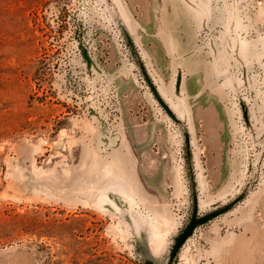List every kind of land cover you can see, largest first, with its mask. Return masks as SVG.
<instances>
[{
    "label": "rangeland",
    "instance_id": "374dc122",
    "mask_svg": "<svg viewBox=\"0 0 264 264\" xmlns=\"http://www.w3.org/2000/svg\"><path fill=\"white\" fill-rule=\"evenodd\" d=\"M198 1L0 0V264H203L246 213L264 264V0Z\"/></svg>",
    "mask_w": 264,
    "mask_h": 264
},
{
    "label": "crops",
    "instance_id": "0c3cea01",
    "mask_svg": "<svg viewBox=\"0 0 264 264\" xmlns=\"http://www.w3.org/2000/svg\"><path fill=\"white\" fill-rule=\"evenodd\" d=\"M195 1L199 2L198 0H195ZM193 8H194L193 11H195L196 14L198 12L197 8H200L203 10L202 6L197 7V8L193 7ZM198 14L201 15L203 14V12L201 11ZM200 26L201 24L197 23L196 25H192L190 27V30H189L190 32L187 35L188 39H187L186 46H184L183 44V46L186 47L185 49L187 50L184 53L188 57L190 56L191 58H196V54H198L196 50L197 49V42H196L197 33L196 32L199 28H201ZM177 45L180 46V43H177ZM219 156L213 151L209 152V155H208L209 164L207 168L208 175L225 176L226 170H223V168L221 167L222 163H219L221 165L219 166V164L217 165L214 162V161L220 160L221 157ZM201 177H202L201 185L203 188L207 189V186H209L210 184H208V181L204 178L205 177L204 175L201 174ZM225 182H230V180L221 179L219 181H215V184L221 183L223 185V183ZM224 196L225 194L217 195L215 197L213 196L207 197L206 201H204L203 206H205L207 202L206 207H210V206L212 207L214 206V202H215V201L213 202V200H217L216 197H218V200H220ZM250 221H251V217L248 215V213L242 214V216L240 217L237 216V218H234V219H231V218L224 219L223 222H225L226 224L230 226V228H232L230 230H227L226 233L224 234L220 230L219 223H215V225L212 226L211 230L206 233L205 238H204V240L209 244V248L204 249L202 246L200 247V249L202 250V251H199L200 256H204L208 259V261H205L202 263L203 264H221L224 261V257L226 255L227 250H230L231 248H235L236 243H239V242L242 243L246 240H249L248 233L252 232L255 228H257V227H253ZM258 237L260 240H264V233L260 232Z\"/></svg>",
    "mask_w": 264,
    "mask_h": 264
},
{
    "label": "water",
    "instance_id": "95a60500",
    "mask_svg": "<svg viewBox=\"0 0 264 264\" xmlns=\"http://www.w3.org/2000/svg\"><path fill=\"white\" fill-rule=\"evenodd\" d=\"M215 214L207 215L206 217L202 218H194L188 227L184 230V232L181 234L179 239L177 240V243L174 247L173 256L177 253L178 249L182 246V244L187 240V238L190 236L192 231L196 228V226L202 222H205L209 220L211 217H213Z\"/></svg>",
    "mask_w": 264,
    "mask_h": 264
}]
</instances>
